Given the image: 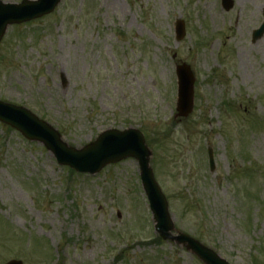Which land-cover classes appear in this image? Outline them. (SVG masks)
<instances>
[{
    "label": "rangeland",
    "instance_id": "rangeland-1",
    "mask_svg": "<svg viewBox=\"0 0 264 264\" xmlns=\"http://www.w3.org/2000/svg\"><path fill=\"white\" fill-rule=\"evenodd\" d=\"M232 2L225 12L220 0H61L7 27L0 101L75 149L138 130L175 229L229 264H264V35L251 39L264 0ZM181 64L194 108L175 119ZM156 236L135 160L77 174L0 124V264H202Z\"/></svg>",
    "mask_w": 264,
    "mask_h": 264
},
{
    "label": "water",
    "instance_id": "water-1",
    "mask_svg": "<svg viewBox=\"0 0 264 264\" xmlns=\"http://www.w3.org/2000/svg\"><path fill=\"white\" fill-rule=\"evenodd\" d=\"M60 1L22 0L18 5L0 2V41L8 26L49 15ZM221 3L226 11H229L233 5L231 0H221ZM263 34L264 23L253 32V41L260 39ZM176 35L178 41L185 35L184 24L181 21L177 22ZM176 74L178 78L176 117L186 118L193 108L194 77L186 65L177 67ZM0 122L18 131L25 139L42 144L59 165L67 166L78 173L94 175L110 164L119 163L127 158L135 159L139 166L141 185L153 215L154 230L160 239L174 242L185 248L203 264H228L196 240L174 229L166 199L155 182L152 169L149 166L151 153L138 131L133 129L123 132L107 130L101 133L94 142L77 150L68 147L56 130L24 108L0 102ZM209 162L212 167L213 161L210 152ZM174 231L176 235H172ZM8 264L21 263L10 262Z\"/></svg>",
    "mask_w": 264,
    "mask_h": 264
}]
</instances>
